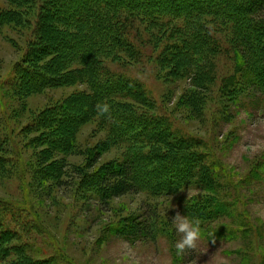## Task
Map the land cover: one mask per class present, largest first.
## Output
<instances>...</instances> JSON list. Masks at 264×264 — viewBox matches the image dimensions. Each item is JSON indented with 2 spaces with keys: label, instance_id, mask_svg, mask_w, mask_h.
Instances as JSON below:
<instances>
[{
  "label": "rangeland",
  "instance_id": "obj_1",
  "mask_svg": "<svg viewBox=\"0 0 264 264\" xmlns=\"http://www.w3.org/2000/svg\"><path fill=\"white\" fill-rule=\"evenodd\" d=\"M32 1L33 8L0 0V17L17 9L23 12L22 18H0V156L5 158L0 162V202L10 206L6 226L23 246L0 264H264V82H257V88L247 76L249 57L235 42L234 24L220 25L214 19L209 35L216 48L201 53L191 68L195 71L182 77L176 74L185 69L171 73L172 68L160 64L166 44H172L169 30L159 35L145 20L118 27L132 41L137 57L120 62L107 56L103 74L142 85L145 106L128 103L134 108L125 113L146 121L154 117L163 130L165 123L171 125L166 142L164 133L152 141L158 138L174 148L144 145L143 150L180 158L186 151L179 154L176 144L182 142L197 157H192L196 162L188 177L184 173L180 180L172 177L176 169L158 177L167 159L146 162L147 174L143 171L141 178L148 179L153 190L108 200L87 190L82 179L119 165L131 155L132 145L124 139L129 137L112 129L108 117L83 116L86 97H95L92 88L71 80L24 95L17 86L16 67L29 49H38L41 0ZM227 1L216 3L224 6ZM179 24L184 26L178 20L172 28ZM62 102L67 114L61 120L64 125L58 126L61 131L37 129L43 113ZM136 127L132 131L140 135ZM45 136L50 138L45 141ZM101 148V159L89 168L93 153ZM52 149L56 151L49 156L57 162H42V151ZM177 184L180 188H171ZM12 204L22 211L14 214ZM177 213L199 221L202 239L195 252L179 255L175 249L180 235L171 218ZM153 214L157 217L150 221L148 235H138L135 219L144 221Z\"/></svg>",
  "mask_w": 264,
  "mask_h": 264
},
{
  "label": "trees",
  "instance_id": "obj_2",
  "mask_svg": "<svg viewBox=\"0 0 264 264\" xmlns=\"http://www.w3.org/2000/svg\"><path fill=\"white\" fill-rule=\"evenodd\" d=\"M13 1L15 5L23 7L33 8L34 5L32 0ZM216 2L217 0H41L36 32L38 37L36 36L35 39L38 49L37 47L29 49L22 62L16 67L19 75H16L17 86L21 90L24 89V95H27L28 91L40 93L50 88L61 87L71 80L86 83L94 91L95 97H86L87 105L83 111L84 115L82 113L81 115L92 113L96 116L98 115L96 112L98 103L110 104V126L112 125V129L122 138L129 137L124 139L132 145L131 155L119 165L108 166L95 174L84 177L82 181L87 190L96 191L108 200L148 188L153 190L147 185L149 180L141 178L143 171H146L147 174V169L144 168L146 162L151 164L167 159L166 165L168 166L164 167L165 170L161 168L158 177L176 169L178 172L172 176L176 180L184 179V173L187 174V178L195 164L192 162H196L192 160V157L196 158L197 155L188 153V145L182 142L176 144V151L179 154L182 150L186 151V155L180 158H174L167 152L157 155L152 151L143 150L142 146L144 145L152 147L154 145V148L167 150L174 148L165 143L166 133L172 132L171 125L168 126L165 123L163 130L160 128V122L156 121L154 117H150L146 121L142 120V115L125 113L133 107L128 103L145 106L146 100L142 92V85L126 78L120 80L114 75L103 74L102 63L107 61V56L118 58L116 61L120 62L133 60L137 57V51L132 41L129 40L130 38L125 36L121 27L118 29L120 25H125L129 20L141 23H144L145 20L150 24V26L148 25L150 28L159 31V35H162L163 31L169 30V40L171 41L169 43L172 44H166L165 54L163 59L161 57L160 64L172 68L171 73L175 69H185L180 74H176L182 77L195 71L191 68L201 53L207 54L216 48L213 38L209 35V27L213 25L214 19H217L220 25H228L232 22L233 28L235 26L237 30L235 33L237 41L235 42L249 57L250 66L247 76L253 80L252 84L257 88L260 87L257 82H264V0H228L224 6H222L223 3L218 5ZM75 8H80V10L70 17L64 16L66 11L71 12ZM233 9L239 13V16L235 15ZM9 15L13 16L9 17ZM22 15V10L17 9L16 12L1 13L0 18L4 22L22 18ZM178 20H182L184 26L181 27L179 24L172 28ZM61 47L63 48L61 49ZM105 53H107L105 58H101L100 55ZM118 54L124 55V57ZM75 63L78 65V70H71V65ZM21 90L19 91L21 92ZM20 92L17 91L14 94ZM115 101H119V103L115 105ZM61 104L48 108L35 127L38 129V127L46 126V131L49 129L56 132L61 131V129L57 130L58 126L63 124L61 120H64V116L67 114L66 104L64 102ZM136 124L139 126L138 128ZM117 126L120 127L119 130L121 129L122 133L118 131ZM132 126L138 129L140 135L132 131ZM123 128L132 133L129 136L124 135ZM163 133L165 142L158 138L153 140L155 142L152 141L153 137H159ZM60 137L62 136H59L58 133L55 136L61 145ZM43 138L46 141L50 136ZM133 149L135 150L133 151ZM55 151L54 149L42 151V162L51 160L57 162L55 156L51 157V153L54 154ZM48 152H51L50 156ZM102 152L101 148L93 153L89 168L97 165ZM3 160H5L4 156H0V162ZM179 167L181 168L179 169ZM158 169L160 167H157L154 173H157ZM153 170L154 168H150V174ZM171 188H180V185L177 184ZM10 209V206L0 202V263L7 257L17 254L23 247L19 244L20 240L17 234L9 230L10 225L6 226V215ZM12 209L14 214L16 211H22L15 204H12ZM156 217L153 214L144 217V221L135 219L133 228L138 235L142 233L147 236L150 221ZM15 241H17V245L13 244Z\"/></svg>",
  "mask_w": 264,
  "mask_h": 264
},
{
  "label": "clouds",
  "instance_id": "obj_3",
  "mask_svg": "<svg viewBox=\"0 0 264 264\" xmlns=\"http://www.w3.org/2000/svg\"><path fill=\"white\" fill-rule=\"evenodd\" d=\"M96 112L103 117H111V105L108 103H98ZM171 224L175 232L180 235V239L175 242V249L179 255L186 251L195 252L199 247V241L202 239V232L198 220H194L186 215L177 213L171 218ZM195 264V261H193Z\"/></svg>",
  "mask_w": 264,
  "mask_h": 264
}]
</instances>
